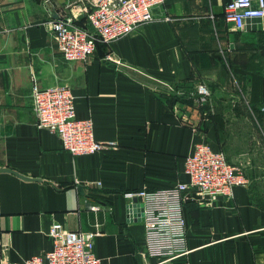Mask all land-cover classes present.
I'll list each match as a JSON object with an SVG mask.
<instances>
[{
	"label": "crops",
	"instance_id": "1",
	"mask_svg": "<svg viewBox=\"0 0 264 264\" xmlns=\"http://www.w3.org/2000/svg\"><path fill=\"white\" fill-rule=\"evenodd\" d=\"M229 1L166 0L153 21L69 62L48 24L71 18L89 28V0H0V169L39 180L0 172V264L48 252L53 223L96 232L102 264H158L146 258L143 222L131 218L123 194L186 182V157L197 144L223 142L235 120L245 145H264L256 137L264 124V19L236 29L223 18ZM34 76L41 89L73 90L76 116L92 120L103 144L99 154L73 156L38 127ZM200 84L207 100L195 93ZM202 202L189 191L187 251L161 264H264V206L251 188Z\"/></svg>",
	"mask_w": 264,
	"mask_h": 264
},
{
	"label": "built area",
	"instance_id": "2",
	"mask_svg": "<svg viewBox=\"0 0 264 264\" xmlns=\"http://www.w3.org/2000/svg\"><path fill=\"white\" fill-rule=\"evenodd\" d=\"M165 1L89 0L86 17L91 29L77 26L71 18H59L49 22V34L64 60L85 61L95 53L99 42L110 44L153 21V10ZM223 18L236 29L243 28L248 20H263L264 0H230L224 7ZM195 93L201 101L210 96L203 84L196 87ZM31 98L38 127L57 134L68 153L91 156L103 150V144L94 136L92 120L76 116L71 88L41 89L34 76ZM184 172L186 182L123 194L131 206L128 209L131 218L136 214L143 222L145 256L158 264L171 262L187 251L185 200L189 191L199 192L202 203L211 205L220 198L230 200L236 188L249 186L245 174L209 143L195 146L185 159ZM132 207H137V211ZM48 235L52 248L45 254L21 262L6 260L3 264H102L94 253L96 232L71 231L61 223H53Z\"/></svg>",
	"mask_w": 264,
	"mask_h": 264
},
{
	"label": "rangeland",
	"instance_id": "3",
	"mask_svg": "<svg viewBox=\"0 0 264 264\" xmlns=\"http://www.w3.org/2000/svg\"><path fill=\"white\" fill-rule=\"evenodd\" d=\"M89 29H91L90 26ZM261 120H264V115L262 118L260 117ZM231 129L233 132L228 134L226 139L219 145H215L214 148L222 151L227 160L245 174L254 200L264 206V145L261 143V146L258 145L254 149H250L248 144L245 145L241 141L242 135L237 120ZM256 137L264 139V124H260Z\"/></svg>",
	"mask_w": 264,
	"mask_h": 264
},
{
	"label": "water",
	"instance_id": "4",
	"mask_svg": "<svg viewBox=\"0 0 264 264\" xmlns=\"http://www.w3.org/2000/svg\"><path fill=\"white\" fill-rule=\"evenodd\" d=\"M0 172L10 173V174H13V175H15V176L21 178V179L28 180V181H39V180H34L33 178H29V177H27V176H25V175H23V174H21V173L15 171V170H13V169H10V168H1V169H0ZM79 190L82 192V191H83V187L80 186V187H79ZM135 202H136V200H135ZM130 207H131V206L129 205V206H128V209H129ZM132 208H133L135 211H137V210H136L137 207H132ZM129 211H130V210H129ZM133 217H134V220H141L140 218H138V216H137L136 214H135Z\"/></svg>",
	"mask_w": 264,
	"mask_h": 264
}]
</instances>
